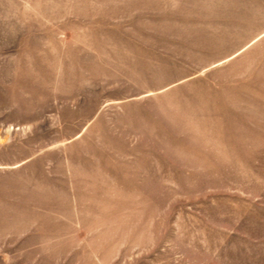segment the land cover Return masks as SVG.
Listing matches in <instances>:
<instances>
[{
  "label": "rangeland",
  "instance_id": "obj_1",
  "mask_svg": "<svg viewBox=\"0 0 264 264\" xmlns=\"http://www.w3.org/2000/svg\"><path fill=\"white\" fill-rule=\"evenodd\" d=\"M0 264H264V0H0Z\"/></svg>",
  "mask_w": 264,
  "mask_h": 264
}]
</instances>
